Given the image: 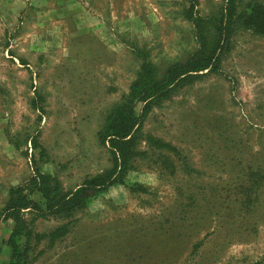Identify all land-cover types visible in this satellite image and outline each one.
I'll list each match as a JSON object with an SVG mask.
<instances>
[{
	"label": "rangeland",
	"instance_id": "obj_1",
	"mask_svg": "<svg viewBox=\"0 0 264 264\" xmlns=\"http://www.w3.org/2000/svg\"><path fill=\"white\" fill-rule=\"evenodd\" d=\"M225 3L0 0V264L11 258L9 189L35 162L67 190L111 169L100 131L136 79L139 53L163 73L197 47L184 10L211 16ZM231 34L217 70L142 120L122 183L70 216L26 213L23 264H264V35Z\"/></svg>",
	"mask_w": 264,
	"mask_h": 264
},
{
	"label": "trees",
	"instance_id": "obj_2",
	"mask_svg": "<svg viewBox=\"0 0 264 264\" xmlns=\"http://www.w3.org/2000/svg\"><path fill=\"white\" fill-rule=\"evenodd\" d=\"M226 3L216 15L204 16L193 8L185 9L183 14L192 24L196 49L185 59L170 64L163 73L146 56L136 79L132 82L127 96L115 104L100 131L101 140L109 144L113 156V166L97 174L82 185L67 190L59 178L43 172L34 163L33 175L24 183L9 189V198L4 208V218L14 220V227L7 244L11 247L9 264H23L29 255V242L32 232L26 221V213H34L36 218L70 216L76 210L87 206L88 201L109 185L124 181L126 172L139 154L137 149L138 133L142 120L159 102L170 97L179 85L194 82L203 71H214L219 67L220 55L224 52L233 27L250 29L264 35V6L255 3L249 9L240 11L237 0H225ZM240 3V0H238ZM142 104L143 112L137 115L136 107ZM34 107L40 109L34 99ZM34 147L39 148L38 142ZM44 153V150H42ZM39 193L42 201L34 199ZM58 228L53 235L61 232Z\"/></svg>",
	"mask_w": 264,
	"mask_h": 264
},
{
	"label": "crops",
	"instance_id": "obj_3",
	"mask_svg": "<svg viewBox=\"0 0 264 264\" xmlns=\"http://www.w3.org/2000/svg\"><path fill=\"white\" fill-rule=\"evenodd\" d=\"M91 18H94V17H92L91 16ZM186 18V17H185ZM96 19V18H95ZM188 20V19H187ZM189 21V20H188ZM92 23V24H91ZM97 23V21H93L92 19H91V22H90V24L91 25H95V27L97 28L98 26H103L105 23H104V21H103V19H100V23L99 24H96ZM93 38V37H92Z\"/></svg>",
	"mask_w": 264,
	"mask_h": 264
}]
</instances>
